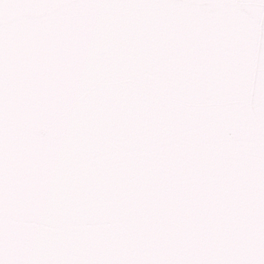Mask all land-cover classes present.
<instances>
[{
	"label": "snow or ice",
	"instance_id": "6c2138e0",
	"mask_svg": "<svg viewBox=\"0 0 264 264\" xmlns=\"http://www.w3.org/2000/svg\"><path fill=\"white\" fill-rule=\"evenodd\" d=\"M0 264H264V0H0Z\"/></svg>",
	"mask_w": 264,
	"mask_h": 264
}]
</instances>
